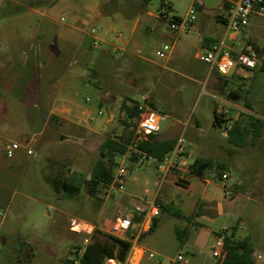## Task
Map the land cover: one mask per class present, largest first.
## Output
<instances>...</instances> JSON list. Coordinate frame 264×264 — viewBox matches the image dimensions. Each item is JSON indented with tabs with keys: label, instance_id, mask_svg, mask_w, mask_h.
<instances>
[{
	"label": "rangeland",
	"instance_id": "rangeland-1",
	"mask_svg": "<svg viewBox=\"0 0 264 264\" xmlns=\"http://www.w3.org/2000/svg\"><path fill=\"white\" fill-rule=\"evenodd\" d=\"M198 1L204 3L210 20L220 23L214 15L224 1ZM141 3L115 0L113 12L106 7L108 0H0V264H64L86 237L70 231V219L111 230L116 217L131 212L129 194L156 195L160 205L154 231L140 240L155 257L144 258L141 264H171L179 255L186 264H214L218 232L225 227L230 234L233 226L237 239L251 241L254 264H264V72L258 65L245 78L234 77L230 90L237 96L213 92L206 64L195 58V50L185 57L177 52L168 59L156 55L162 45L172 46L176 37L168 19H185L191 9L193 24L201 19L195 0H148L144 9ZM162 13L168 19H162ZM117 22H141L139 30L149 41L140 52L129 49L132 55L125 68L124 60L100 56L104 45L92 47L90 30L105 31L107 23L127 39L130 28H120ZM144 22H152L158 30L146 32ZM244 30L242 41L251 39L264 62V17H251ZM107 92L111 96L100 105L105 113L99 115L98 102ZM144 95L156 112L167 116L160 133L185 138L189 162L211 157L225 170L207 171L204 177L172 171L174 182L166 178L159 186L158 161H132L129 151L125 159L116 158L117 165L125 161L129 169L126 193L104 190L91 196L84 180L101 158L105 137L115 138L124 131L123 101L142 102ZM223 97L239 99L248 112L239 113L234 121L237 109L221 103ZM65 99L75 110L93 106L98 118L112 114L113 127L87 141L78 138L90 133L49 113L53 104ZM218 109L231 114L221 126L215 123ZM236 122L237 131L229 139L225 127ZM249 123L259 128L261 136L255 141ZM131 125L124 135L134 122ZM245 127L251 129L248 135ZM11 143L20 148L8 157L6 147ZM223 173L227 178L206 182L212 174ZM56 179H75L80 189L75 194L55 192ZM202 197L204 202L198 201ZM207 203L221 204L222 214L215 208L207 211ZM198 215L212 225L198 223ZM179 231L187 232L185 240H179Z\"/></svg>",
	"mask_w": 264,
	"mask_h": 264
},
{
	"label": "built area",
	"instance_id": "built-area-1",
	"mask_svg": "<svg viewBox=\"0 0 264 264\" xmlns=\"http://www.w3.org/2000/svg\"><path fill=\"white\" fill-rule=\"evenodd\" d=\"M194 10L189 11V15L185 19H168L164 13L160 15L162 19H168L169 29L176 35L186 34L193 27L195 17L193 15ZM253 15L264 17V0H236L233 3L232 8L226 14L225 20L227 29L229 32L237 34L241 33L249 23L250 18ZM61 22L65 21V17L60 18ZM90 35L93 38L92 47L100 49L105 44V31L100 28L93 27L90 30ZM124 34L121 31L116 32V38H123ZM126 48H119L116 51V57L123 54ZM172 52V46L162 45L156 52V55L161 59H168ZM200 62L209 65L215 69L221 75L229 74L235 67H242L244 69L253 70L258 65V54L256 49L248 44L242 51H240L236 57L232 56L229 49L225 48L222 43H214L210 49L206 50L198 56ZM88 100V99H87ZM128 105L134 104L129 102ZM138 118L136 123V129L133 136V144L129 146V151L137 154L138 161L143 163L150 159L146 153L137 149V144L144 140H147L150 135H156L161 131L163 123L166 121L167 116L156 112L149 104L148 97L144 98V101L138 102L137 106ZM103 110L99 111V115H103ZM220 118L226 120L231 117L229 110H218ZM221 126V125H220ZM233 124H228L225 127L227 136L231 131ZM186 140L183 136H180L175 144L173 151L166 156L163 160L158 161V169L162 172L161 178H166L173 170H183L187 173L190 172L189 167L185 162L186 155ZM20 146L17 143H11L7 145L8 157H13ZM28 155L32 154L31 150H27ZM129 153V152H128ZM127 153V154H128ZM127 154L123 156L125 159ZM129 169L125 164V161H121L116 168L113 180L109 185L108 194L113 193H126V187L128 184ZM227 178L225 174L219 179L213 175L209 182H216ZM160 214V205L157 202L156 195H145L142 198H133L132 208L129 214H120L116 217L109 234L118 238H129L131 242V248L127 254L126 259L121 262L117 259H105L102 264H140L144 258L153 259L155 254L145 248H142L138 244L140 236L150 232L153 225V221ZM136 221L134 222V220ZM70 231L72 233L86 236L82 243L73 247L70 252L69 261L72 264H82V259L85 254L86 247L91 241V235L95 228H89V226L77 218H71L69 221ZM135 230V233L133 232ZM228 235V229L222 228L218 232V239L215 246L212 249V256L214 262L218 261L222 257L224 250V241ZM179 263L184 264L182 256H178L172 264Z\"/></svg>",
	"mask_w": 264,
	"mask_h": 264
},
{
	"label": "crops",
	"instance_id": "crops-1",
	"mask_svg": "<svg viewBox=\"0 0 264 264\" xmlns=\"http://www.w3.org/2000/svg\"><path fill=\"white\" fill-rule=\"evenodd\" d=\"M223 1H224L223 4L218 8L217 13L214 15L216 21L220 22L217 24V23L212 22L210 20V16L207 15L208 10L205 9L204 3L202 1L195 0V4H197L199 12H201L203 14L201 19H197V22H195V24H193V27L191 28V31L193 33H195L196 35H189V33L176 35V37L173 40V44H172L171 56H172V54L177 52L179 54V56L185 57L187 55V52L190 49H193V50H195V58L198 59V56L200 54H202L203 52H205L206 50L210 49L214 43H222L225 46V48L229 49L230 53L234 57H236L237 54L240 51H242L248 44H250L251 46H253V45L256 46V48H257L256 51L260 50L259 47H257V45L251 41V39L247 40L246 42L242 41L244 38V35L246 34L245 30L242 33H237V34H234V33H231L228 31L225 17H226V14L229 12V10L232 8L233 3L236 0H223ZM148 14L153 16V14H151V13H148ZM253 16H258V15H253ZM156 17L159 18L158 16H156ZM258 17H260V16H258ZM117 23H118L120 28H124L125 30H128L130 28V31H129L130 33L127 36V39H124V37L121 39L116 38V32H118V31L111 28L109 23H107L108 27L105 30V36H104L105 48L102 50V54L100 56H108V57H111V58H114L117 60H124L125 61L124 62L125 63L124 68H125L128 66L126 63L129 59V56L132 55L130 50L135 49V50H137V52H140L141 49L148 46L149 41L144 38L143 33L139 30V25L141 22H134V23L117 22ZM143 28L148 33H152L156 29L158 30V27L155 26L154 24H152V22H144ZM159 34H160L159 35L160 37L163 36L162 33H159ZM165 36H167V34ZM197 37H198V40L195 41V38H197ZM24 43L28 45L30 43V41L24 40ZM119 48H126V51L123 54H120L119 57H116V51ZM66 50H67V48H66ZM263 56H261L262 59L264 58ZM262 63H263V60L260 61L258 58V65H261ZM258 65H257V67H258ZM256 68H254L253 70H255ZM253 70L244 69L242 67H235L229 74L221 75L215 69L211 68L209 65L206 64L205 76L208 79L210 89L213 92L225 94V91H226V94H229L230 92H232L230 89L232 88L231 85L234 82V77H238V78L244 77L245 78L247 72H251ZM73 76H76V74H73ZM65 84L66 85L68 84L67 80H66V83L64 81L62 87H65ZM235 94H236L235 96H237L236 92H235ZM109 96H111V93L107 92L103 97H101V99L98 102L99 111L105 110V109H100V105L103 104L104 99L109 97ZM145 97H148V96L144 95V98ZM39 98L45 99V94L43 96L39 95ZM87 99H86V101H89V99L88 100ZM62 100H64V99H62ZM220 101L223 104H227L229 107H233V108L237 109V114L235 115L234 121H237V119L239 117V113H242V112L247 113L248 112L241 105V101L239 99H236V98L235 99H227V98L223 97ZM59 102L60 103H58V104L52 105L49 113L55 115L56 117H58L59 119L65 121V122H69V123L76 125L80 129H85L86 131H88L90 133V135L78 137L80 139L86 140L88 137H91L92 135L100 136L105 131H108L109 129H111V127H113V125H114V116L112 114L106 115L105 117L103 116L102 118H98L95 116L96 112H95V109L93 108V106H85V107L80 108L79 110L78 109L75 110L72 101L65 99L64 103H63V101H59ZM64 136L70 137V135H64ZM179 136H181V135H179ZM179 136L170 137V136L166 135L165 133H160V132L158 134H156V138L159 141H168V140L177 141ZM187 156H188V151L186 150V155H185L184 160L186 162V165L188 167H190V165L192 164V162L194 160L192 162H189ZM173 171H175V172L178 171V172H181L183 174H188L187 172H185L181 169L180 170H173ZM209 172L211 173L212 170ZM189 174H190V172H189ZM223 174H225V173H223ZM213 175L214 174H212V176ZM190 176H193V175L190 174ZM166 178H171L172 181L174 182L175 176H173V175H171V173H169ZM166 178L163 179V178L159 177L158 181H157L158 185L160 186L162 183H164ZM218 178L220 179V177H218ZM221 178H222V176H221ZM206 182L210 183L209 180H206ZM190 186L192 187L191 180H190L189 187ZM133 198H136V197L129 194V199H130L129 202H130L131 207H132ZM198 201L204 202V198L202 197ZM195 202H197V201H195ZM205 208L207 209V211H210L212 208H215L216 214H222V212H223V208H222L221 204H213V203L208 204L207 203L205 205ZM200 215H202V214H200ZM196 217H197V219H195V220L198 223L203 224L206 222L209 225H212V222L210 220H207L205 218V216L199 217V215H198ZM156 219L158 221V218H156ZM233 227L234 228L230 230V234L232 232H234V234H236L237 229L235 228V226H233ZM95 229H99V230L106 232V233L110 232V229H103V228L96 227V226H95ZM133 232L135 233V230H133ZM230 234H228V235H230ZM140 240H141V236L138 240L139 246L146 249V247H144L140 244ZM250 243H251V241H250ZM253 256H254V254H253ZM172 262H171V264H172ZM186 263H187V261L184 262V264H186ZM214 264H215V262H214Z\"/></svg>",
	"mask_w": 264,
	"mask_h": 264
},
{
	"label": "trees",
	"instance_id": "trees-1",
	"mask_svg": "<svg viewBox=\"0 0 264 264\" xmlns=\"http://www.w3.org/2000/svg\"><path fill=\"white\" fill-rule=\"evenodd\" d=\"M147 2L148 0H142L141 9L146 7ZM106 7L113 12L117 10L115 0H108ZM175 19L179 20L180 18ZM253 47L257 50L256 46L253 45ZM260 70L264 72V62L260 65ZM229 95L235 96L236 94L235 92H230ZM129 102L134 105H128ZM137 106V101L130 99H125L123 101L121 105L122 118L120 121L124 126V131L121 135L115 136V138L109 136L105 137L100 145L101 158L95 163L90 177L84 180L88 188V193L93 197L104 190L107 191L114 177V167H117L116 158L127 154L129 152V146L133 144V134L138 118ZM214 114L215 123L221 125L224 119L220 118L218 110H215ZM133 122L134 127L131 132L128 135H124L126 129L132 127L131 123ZM237 123L238 122L233 125L229 132V139H232L233 134L237 131ZM249 126L253 129V141L260 138L261 134L259 128L254 127L251 123H249ZM244 131L248 135L251 129L245 127ZM175 144V140L159 141L156 135H150L147 140L137 144V149L146 153L149 157L161 161L173 151ZM129 158L132 161L138 159L137 154L133 152ZM189 169L191 175L204 177L207 171L225 170V166L211 157H199L192 162ZM62 189L68 194H75L80 188L79 183L75 179H56L54 181L55 192H59ZM135 221L136 219L134 222ZM156 224L157 219L153 221L150 232L154 231ZM177 236L179 240L183 241L187 238V232L179 231L177 232ZM90 237L91 241L86 247L82 264H102L107 258L117 259L123 262L131 248V242L129 240L131 236H128L129 238H118L99 229H95ZM224 244L222 257L216 261L215 264H254V249L248 238L237 239L234 232H232L230 235L226 236ZM64 264L72 263L69 259H66Z\"/></svg>",
	"mask_w": 264,
	"mask_h": 264
},
{
	"label": "water",
	"instance_id": "water-1",
	"mask_svg": "<svg viewBox=\"0 0 264 264\" xmlns=\"http://www.w3.org/2000/svg\"><path fill=\"white\" fill-rule=\"evenodd\" d=\"M87 141V140H86ZM85 143V142H84Z\"/></svg>",
	"mask_w": 264,
	"mask_h": 264
}]
</instances>
